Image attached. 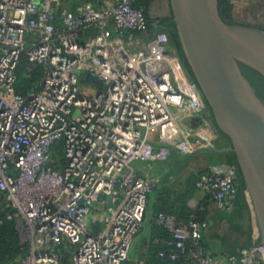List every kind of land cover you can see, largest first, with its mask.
<instances>
[{
    "label": "built area",
    "instance_id": "2783aa9c",
    "mask_svg": "<svg viewBox=\"0 0 264 264\" xmlns=\"http://www.w3.org/2000/svg\"><path fill=\"white\" fill-rule=\"evenodd\" d=\"M67 1L0 0V193L28 249L22 264H61V248L72 264H125L156 184L141 165L213 149L220 134L210 120L189 123L208 105L138 0ZM24 59L29 72L43 69L27 95L16 90ZM239 181L236 166L216 164L196 188L231 213ZM155 220L174 236L171 260L264 264L261 242L236 256L205 254L207 222Z\"/></svg>",
    "mask_w": 264,
    "mask_h": 264
},
{
    "label": "water",
    "instance_id": "95a60500",
    "mask_svg": "<svg viewBox=\"0 0 264 264\" xmlns=\"http://www.w3.org/2000/svg\"><path fill=\"white\" fill-rule=\"evenodd\" d=\"M171 5L172 21L208 105V117L231 142L264 245V103L240 66L264 77L263 30L228 23L219 0H171ZM157 32L155 28L154 35ZM86 79L102 84L91 74Z\"/></svg>",
    "mask_w": 264,
    "mask_h": 264
},
{
    "label": "trees",
    "instance_id": "16d2710c",
    "mask_svg": "<svg viewBox=\"0 0 264 264\" xmlns=\"http://www.w3.org/2000/svg\"><path fill=\"white\" fill-rule=\"evenodd\" d=\"M152 0H138L136 7L141 8L144 10L145 16L151 23H157L158 20L152 19L148 13L149 11V6L151 4ZM231 0H219V10L221 13V16L224 18L229 10ZM161 27L168 30V34L170 37V41L172 45L175 47V50L177 52V55L179 59L181 60L183 66L185 69L189 72L191 78L197 83L196 77L191 69V66L188 62V59L186 58V55L184 53V49L178 34L177 26L176 24L172 21V19H162L160 21ZM242 70H247L252 73L253 76L258 77L262 80L263 83V88H264V77L260 75L258 72L255 70L240 64ZM26 61L25 59L22 61L21 65L19 66L17 70V83H16V90L18 92L23 93L24 95H27L29 93H32L36 90L39 89L41 78L43 75V69L42 67L37 68L34 71L29 72L26 69ZM249 81L253 86H256V84L248 78ZM258 97L262 99V96L258 95ZM264 103V102H263ZM214 125L216 126L218 132L220 135L225 136L220 129L218 128L215 120L213 119ZM226 138V136H225ZM229 141V139H228ZM177 154V153H176ZM227 163L230 165H234L238 169V174L240 176V181H239V190L234 206V210L231 212L233 213L235 209L237 208V203L239 200V193L240 190L245 189V183L242 178V174L236 159V156L233 152H230L227 155L226 162H220L217 164H223ZM216 165V164H213ZM207 171V170H206ZM200 173L197 177L193 178L190 181V184L193 185V187H196L197 181L200 179V177L206 173ZM189 183V182H188ZM168 194L171 192H167ZM6 200V202L11 206V204L7 201L6 197L4 194L0 193ZM175 196V201L174 202H168L166 204H163L161 208L159 209L161 212L155 215L156 216L164 213L167 214L173 218H175L176 221L182 222V223H187L189 222L192 218H196L199 221L207 222L208 223V228L209 230V222L206 218V208L201 205L199 208L195 211L189 209L188 205V200L191 198L190 193L184 195L182 191H179L178 193L173 192ZM207 200L214 205L213 200L207 196ZM12 208V206H11ZM219 211V210H218ZM13 212V208L9 212L1 213L0 212V243L2 244V248L0 249V264H14V260L16 257L21 255L23 259L26 257L28 249L26 246H24L21 242L20 234L16 225V222L14 220H9L8 216ZM222 212V211H220ZM156 225L153 228L154 240L152 243L149 245L147 248V254H145L144 257V263L143 264H188V261L185 259L184 256L179 257L176 260H171L170 259V254L171 253H178L177 249L170 245L174 241V236L173 234L165 227L159 225L156 220H155ZM207 230L203 233V238L201 240V247L204 249L205 254H213V255H218L215 254V251L211 246H210V235L207 234V241L204 238V234L207 232ZM143 231V230H142ZM142 233V232H141ZM140 233V234H141ZM140 236V235H139ZM138 236V237H139ZM137 237V238H138ZM137 240V239H136ZM261 241V237L259 239ZM252 243L250 242L249 244L245 245L243 248L250 247ZM242 248V249H243ZM62 258H61V264H72L71 261V254L68 251V249L61 248L59 251ZM225 255L229 256H236L238 255L235 252V249H228L225 248L222 252ZM163 254V256H161ZM128 262V261H127Z\"/></svg>",
    "mask_w": 264,
    "mask_h": 264
},
{
    "label": "rangeland",
    "instance_id": "374dc122",
    "mask_svg": "<svg viewBox=\"0 0 264 264\" xmlns=\"http://www.w3.org/2000/svg\"><path fill=\"white\" fill-rule=\"evenodd\" d=\"M148 13L150 17L155 20L161 21L162 19H167V18L173 19L174 16H173L171 0H152L149 6ZM224 19L230 24L253 27L261 30V28H264V0H231L229 10L226 16L224 17ZM243 74L245 75L248 81H249L248 78H250L256 84V86H253L249 81L257 96L258 95L262 96V99L264 100V88H263L262 80L258 77L253 76L252 73L247 70H243ZM91 76L93 79L96 78L95 75H91ZM193 82L195 81L193 80ZM195 85L198 87L196 82ZM208 120L211 121L207 113L198 119L189 121V123H199V121L204 122ZM212 124H214V122H212ZM221 136L225 137L223 135ZM226 139H227L226 143L228 144L229 147L232 148L230 140L228 141V137H226ZM217 145H218V141L217 144L215 143L214 148ZM201 153L202 152H198L197 154L196 152L188 156L194 155L196 157V161L199 164H201L200 163L201 160L204 159L203 153H202L203 156L199 155ZM173 154L176 153L174 152ZM181 157L185 158L187 156H181ZM203 169L201 168V170H199L198 172L197 171L188 172L186 176L183 178V180L177 181L175 184L172 185L175 189L174 192L178 193L179 190L181 189L184 195L190 193L191 198L188 200V205H190L189 209L195 211L201 205H203L206 208L205 209L207 213L206 218L209 222V227H211V231L214 233L215 236H218L219 238H224V237L226 238L230 237L232 239L240 238L241 239L240 242L236 244L237 246H239V248L244 247L250 242L251 243L261 242L259 241L261 237V233H260L257 213L254 207L251 194L246 189V186L244 190H240L239 200L235 211L233 213H226L223 211L220 212L215 208L214 205H212L207 200L208 198L203 192H201L195 186L193 187V185L190 184V181L193 178L197 177L203 171ZM11 209H12L11 206L6 202L5 198L0 194V212L1 213L9 212L11 211ZM141 243L142 240L140 241V244ZM1 248H2V244L0 243V249ZM145 254H147V249L143 253V255ZM141 260L143 261L142 263H144L145 261L144 257L141 258ZM22 262H23V257L21 255L16 257V259L14 260V264H22ZM125 264H135V263L133 259H130Z\"/></svg>",
    "mask_w": 264,
    "mask_h": 264
},
{
    "label": "crops",
    "instance_id": "0c3cea01",
    "mask_svg": "<svg viewBox=\"0 0 264 264\" xmlns=\"http://www.w3.org/2000/svg\"><path fill=\"white\" fill-rule=\"evenodd\" d=\"M85 3H96L98 5L110 6L114 3V0H68L66 2V6L68 8H74ZM149 36H154V30L149 33ZM143 40L145 39H142V41ZM217 141L218 145L212 150L200 151L204 155V159L200 162L202 165L196 161V157L194 155L184 158L173 153L164 161L142 164L141 170L143 171V173L154 176L156 178V184L154 191L152 192L148 200L144 229L135 241L131 251L130 259H133L135 264H137V262H143L141 260V258H143L142 256H144L143 253L152 243L154 238H156L153 232V228L156 225L155 215L161 212L159 209L163 204L174 202L176 200L173 194L175 189L172 185L177 181L183 180L186 174L190 171L198 172L199 170H201V168H205L201 172L203 173L213 164L222 162L224 159L225 160L223 162H226L227 155L232 152L231 147H229L226 143L227 139L225 137H222L221 135L219 136ZM202 153L199 155L203 156ZM179 191H181V189ZM167 192L171 193L168 194ZM207 234L210 235V246L215 250L213 251L215 252V254H223L222 252L225 248H234L235 252L238 254L243 248H239V246L236 245L240 242V238H219L218 236H215L211 231V227H209V230H207V232L204 234V238L206 241L208 240ZM141 240L142 243L140 244Z\"/></svg>",
    "mask_w": 264,
    "mask_h": 264
},
{
    "label": "flooded vegetation",
    "instance_id": "af4514ba",
    "mask_svg": "<svg viewBox=\"0 0 264 264\" xmlns=\"http://www.w3.org/2000/svg\"><path fill=\"white\" fill-rule=\"evenodd\" d=\"M261 30H263L262 32L264 33V28H261Z\"/></svg>",
    "mask_w": 264,
    "mask_h": 264
}]
</instances>
